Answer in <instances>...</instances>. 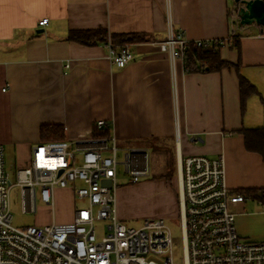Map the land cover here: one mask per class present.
Wrapping results in <instances>:
<instances>
[{
  "label": "crops",
  "instance_id": "obj_1",
  "mask_svg": "<svg viewBox=\"0 0 264 264\" xmlns=\"http://www.w3.org/2000/svg\"><path fill=\"white\" fill-rule=\"evenodd\" d=\"M233 6V0H0L4 156L5 147H12L13 165L24 166L31 145L54 140H41L40 126L57 124L63 127L60 140L104 138L123 149L164 151L177 177L187 155L220 157L229 191L247 197L230 207L238 236L264 241V203L243 193L264 188V160L259 152L245 149L239 132L264 126V37L262 26L241 25ZM41 19H46L42 25ZM94 28L108 35L143 32L150 41L130 44L132 58L118 68L104 43L91 46L66 37L69 30ZM169 38L219 41L220 58L231 63L212 72H187L180 57L172 59L159 48ZM235 38L238 47L233 46ZM239 75L255 91L244 99ZM97 120L109 127L105 136H93ZM151 176L149 168L137 182L117 183V217L179 215V197L171 195L168 180ZM57 190L71 205L59 222H69L71 191ZM139 198H153L156 204L133 212ZM53 201L45 223L57 221ZM249 203L258 210L247 212Z\"/></svg>",
  "mask_w": 264,
  "mask_h": 264
},
{
  "label": "built area",
  "instance_id": "obj_2",
  "mask_svg": "<svg viewBox=\"0 0 264 264\" xmlns=\"http://www.w3.org/2000/svg\"><path fill=\"white\" fill-rule=\"evenodd\" d=\"M238 6L234 2V17ZM45 22L41 19L38 24ZM187 42L169 38L159 48L173 59L180 57ZM105 45L111 63L118 68L131 60L129 43L116 46L107 40ZM95 125L102 128L105 123L97 120ZM29 157L24 166L7 165L0 144V264H264V241H248L237 234L230 207L247 197L229 191L220 157L187 155L180 161V246L163 217H145L135 227L114 214L118 167L131 182L143 179L149 173L146 148L119 149L114 140L83 137L38 142L30 146ZM12 186L19 188L24 214L36 212L40 205L52 208L55 190H70L72 219L13 224L9 210ZM179 250L180 255L176 254Z\"/></svg>",
  "mask_w": 264,
  "mask_h": 264
},
{
  "label": "trees",
  "instance_id": "obj_3",
  "mask_svg": "<svg viewBox=\"0 0 264 264\" xmlns=\"http://www.w3.org/2000/svg\"><path fill=\"white\" fill-rule=\"evenodd\" d=\"M66 37L68 40L77 42L79 44L81 43L91 46L97 43L106 44L107 40H110L116 46L122 45L124 43L132 44L150 41L149 35L143 32L124 34L111 33L108 35L106 30L103 28L69 30ZM220 46L221 42L219 41H214L213 43L206 45H196V43L193 41L187 42L184 51L180 55L184 69L190 73H200L212 72L223 67H228L231 62L224 61L220 58ZM233 46L238 47L237 38L233 40ZM239 88L242 99H244L250 93L255 92L254 87L245 77L243 78L242 76L239 77ZM40 127V138L43 141L53 139L60 140L63 137V127L60 125H41ZM94 129L95 133L93 136L98 137L100 135L105 136L108 134L109 127L105 126L99 128L100 133L98 134H96V126ZM239 132L244 136L245 149L259 152L264 160V126L261 128L240 129ZM164 167L167 170L163 176L170 178L173 170L175 169L171 158H167V160H165ZM129 183L132 182L129 181L128 184ZM243 193L264 203V188L248 189L243 191Z\"/></svg>",
  "mask_w": 264,
  "mask_h": 264
},
{
  "label": "rangeland",
  "instance_id": "obj_4",
  "mask_svg": "<svg viewBox=\"0 0 264 264\" xmlns=\"http://www.w3.org/2000/svg\"><path fill=\"white\" fill-rule=\"evenodd\" d=\"M230 2L232 0H229ZM116 147L119 149H123L124 146H120L119 144H116ZM12 147H5V157H6V164L9 165V163L14 164V157H13V151H12ZM164 152V151H163ZM163 152H157V153H151L149 152V157H147V168H148V164H149V168H150V175L151 178L152 177H158V176H163V174L166 172V168L165 166V153ZM121 154H119L120 156ZM119 171L116 177V184L117 183H123L126 182L129 179V176H127L125 173L122 172V169H120V167H118ZM176 170H173L172 175L170 176V178H166L164 177L166 180H168L169 184H170V193L172 196H176L178 197V177L176 175ZM150 178V177H148ZM130 200H134L133 197H129ZM54 200L55 201V208L53 211V214L55 212V215L57 217V221L59 222L60 219H63V215L67 212H70L69 210L71 209V205L70 202L68 200H64L63 196L61 194H59V190H55V196H54ZM153 198L147 199H138L135 200V205L137 207H131L132 211L134 212H138L140 211L141 208H145L147 206H154L156 203H154ZM9 202H10V214L12 217V223L17 225V226H23L26 224H45V222L49 221V217H50V211L48 207H43V206H38L36 209V212L34 213H21L20 212V202H19V188L16 186H12V188L10 189V193H9ZM78 204V202L75 204V206ZM247 212L251 211L254 212L256 210H258V207L254 206L253 204L248 205V208L246 209ZM235 213V212H234ZM236 214V213H235ZM147 217V216H146ZM149 217H153L152 215H150ZM253 217H258V216H253ZM262 218H264V212L262 214ZM144 220L143 215L142 217H133L130 218L128 220H124V223L128 226H139L142 221ZM165 222L168 225V227H170L171 229V233H172V238L173 241L176 242L179 246L181 244V228L179 227V217L175 216L173 217H166L165 218ZM237 220L235 225L238 228L237 225ZM178 255H180V250L178 253H176Z\"/></svg>",
  "mask_w": 264,
  "mask_h": 264
},
{
  "label": "water",
  "instance_id": "obj_5",
  "mask_svg": "<svg viewBox=\"0 0 264 264\" xmlns=\"http://www.w3.org/2000/svg\"><path fill=\"white\" fill-rule=\"evenodd\" d=\"M239 3L236 16L239 17L241 25L252 24L264 25V2L262 0H233ZM109 185V181H103Z\"/></svg>",
  "mask_w": 264,
  "mask_h": 264
}]
</instances>
